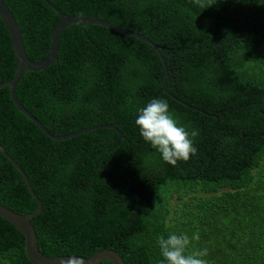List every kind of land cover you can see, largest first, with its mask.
I'll return each instance as SVG.
<instances>
[{
	"label": "trees",
	"instance_id": "16d2710c",
	"mask_svg": "<svg viewBox=\"0 0 264 264\" xmlns=\"http://www.w3.org/2000/svg\"><path fill=\"white\" fill-rule=\"evenodd\" d=\"M25 52H48L58 14L43 0H2ZM68 16L96 17L160 48L96 25H69L58 62L26 72L18 101L0 89V145L26 174L42 210L30 220L47 257L112 250L124 264H160L157 243L187 234L208 264H264V0H47ZM165 90H162L164 68ZM16 72L0 20V84ZM198 131L195 155L165 163L135 125L152 99ZM0 205L36 204L0 153ZM198 235L199 239H192ZM0 264H31L22 235L0 218ZM100 264H110L101 262Z\"/></svg>",
	"mask_w": 264,
	"mask_h": 264
},
{
	"label": "water",
	"instance_id": "95a60500",
	"mask_svg": "<svg viewBox=\"0 0 264 264\" xmlns=\"http://www.w3.org/2000/svg\"><path fill=\"white\" fill-rule=\"evenodd\" d=\"M43 1L58 14L59 19L52 30L48 52L40 61L35 62V61L30 60L28 56L26 55L25 47H24L23 39H22V34L14 19L13 14L10 12V10L5 5V3L2 0H0V20L3 23V26L8 33L10 43H11V50L14 56V62L16 64V72H15L14 77L10 81L0 84V89L8 88L10 98L16 110L22 113L24 116H26L38 129H40L47 137H49L52 140L62 141V140L69 139L71 137H75L79 134L86 133V132L93 131V130H98V129L113 130L118 134L120 138H123L121 133L115 128V125L113 124L88 127V128L79 130L75 133H72L68 136L54 137L46 130V128L38 120H36L27 110H25L22 104L18 101L16 94H15L16 87L26 72L37 73L39 71H43L47 69L52 64L58 62V53H59L61 34L64 31V29H66L69 25L101 26L103 28H107L112 31H115L119 34L140 40L148 44L149 46H151L152 49L156 52V54L159 56L160 60L162 61L161 55L159 53L160 48L143 35L135 34L127 30L121 29L111 23L100 20L96 17L79 18V17L68 16L64 12H62L60 9L50 4L47 0H43ZM163 68H164V78L162 82V90L166 92L165 90L166 69H165L164 64H163ZM0 153L6 159H8L10 164L20 174L30 196L32 197V199L34 200L36 204L35 211L31 213H26V214H18L0 205V218L6 221L9 225H11L16 231H18L22 235V237L24 238V243H25V255L31 264H100L101 262H108L110 264H124L120 255L112 250L98 251L97 253H95L89 258L66 257V256L47 257L41 254L37 247V238H36L34 228L32 227L30 223V220L33 219L42 210L41 201L34 194L26 174L23 172L20 166H18L7 155V153L1 147V145H0Z\"/></svg>",
	"mask_w": 264,
	"mask_h": 264
},
{
	"label": "clouds",
	"instance_id": "9594fccd",
	"mask_svg": "<svg viewBox=\"0 0 264 264\" xmlns=\"http://www.w3.org/2000/svg\"><path fill=\"white\" fill-rule=\"evenodd\" d=\"M201 7H211L214 3L205 5L202 0H195ZM135 125L139 129L142 139L151 145L160 155L162 160L176 166L178 162H187L195 155L193 138L198 136V131H189L181 126L169 111L165 100L152 99L145 107L138 110ZM192 239L198 240L196 235ZM162 260L160 264H208L203 257L208 256V250H195L188 252L191 243L187 234H169L157 240Z\"/></svg>",
	"mask_w": 264,
	"mask_h": 264
}]
</instances>
